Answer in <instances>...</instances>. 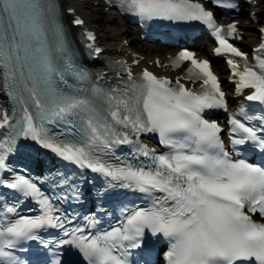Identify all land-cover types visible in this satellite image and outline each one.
I'll list each match as a JSON object with an SVG mask.
<instances>
[{"label": "snow or ice", "instance_id": "1", "mask_svg": "<svg viewBox=\"0 0 264 264\" xmlns=\"http://www.w3.org/2000/svg\"><path fill=\"white\" fill-rule=\"evenodd\" d=\"M120 6L143 20L206 26L216 38V55L243 62L226 61L237 93L251 89L246 100L264 105V56L247 63L246 54L229 42L235 24L219 27L213 12L193 0H120ZM255 51L264 52V43ZM185 62L190 66L175 83L145 69L139 77L126 70L127 80L112 88L92 84L74 64L57 0H0V78L14 101L11 114L0 111V187L39 207L35 216L0 217V264H25L14 253L26 241H39L46 228L62 229L70 239L41 241L52 251L45 264H64L57 251L64 245L76 248L87 264H130V249H141L146 233L168 241L167 264H264V222L253 219L258 213L264 220V166L233 159L224 150L222 129L203 115L207 109L226 110L220 82L209 62L191 50L179 51L171 64L178 68ZM181 79L199 88L186 87ZM240 114L249 122L255 118L243 106ZM229 123L233 145L253 142L264 151V136L258 134L264 127L235 117ZM142 133H157L169 150L150 151L139 143ZM20 137L102 175L110 187L144 194L147 206L124 207L123 223L109 231L67 228L71 220L54 203L60 197L46 195L39 181L6 163ZM125 144L135 145L148 162L115 156L114 147ZM58 183H67V177Z\"/></svg>", "mask_w": 264, "mask_h": 264}, {"label": "bare ground", "instance_id": "2", "mask_svg": "<svg viewBox=\"0 0 264 264\" xmlns=\"http://www.w3.org/2000/svg\"><path fill=\"white\" fill-rule=\"evenodd\" d=\"M65 8H73L77 14H80L85 19V25L92 30H95L98 35V40L101 45L105 48V54L107 55H119L123 56L130 49L134 50L142 55H145L144 60L139 61V67H145L152 70L155 73L163 74L166 77L174 80L179 78L181 72L173 71L170 66L164 67V69H157L156 63H154L156 58L160 59V65L166 63L167 58L163 55L162 50H156L153 48H145L146 46L136 42V37L129 29H124L123 27L119 28L118 22L116 20L115 14L112 12L107 13L105 23L107 26H103L98 22L99 18L94 15L95 10L101 9L99 7H94L93 4L96 0H62ZM256 6H249V12L245 19L249 18L248 15L250 12H254L256 17L259 18L263 13L262 6L264 0H256ZM103 10V9H102ZM235 20H240V30L243 32V40L240 43V46L243 48L256 46L258 44V33H257V24L251 22L249 24L244 23V19L238 17ZM114 26H110V24ZM108 31V32H107ZM123 40L129 42V45L126 46L123 44ZM138 43V45H137ZM209 50L204 46L203 50L200 52L201 55H207ZM165 53V52H164ZM175 51H167L165 54L174 55ZM152 63V65H150ZM215 70L220 74V79L223 80L224 67L222 65L216 66ZM230 96V94L228 93Z\"/></svg>", "mask_w": 264, "mask_h": 264}, {"label": "rangeland", "instance_id": "3", "mask_svg": "<svg viewBox=\"0 0 264 264\" xmlns=\"http://www.w3.org/2000/svg\"><path fill=\"white\" fill-rule=\"evenodd\" d=\"M94 15L99 18L98 22L102 25V27L103 26H105V27L107 26V24L105 23L106 16H105V14L103 12L96 11V13H94ZM110 26H114V25H112V23H111ZM120 27L121 26H119V28Z\"/></svg>", "mask_w": 264, "mask_h": 264}]
</instances>
